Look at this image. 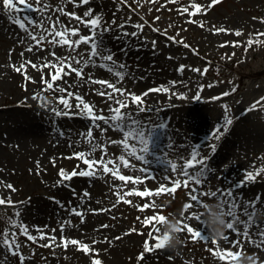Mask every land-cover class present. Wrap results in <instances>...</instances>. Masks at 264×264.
I'll use <instances>...</instances> for the list:
<instances>
[{
  "label": "rangeland",
  "instance_id": "rangeland-1",
  "mask_svg": "<svg viewBox=\"0 0 264 264\" xmlns=\"http://www.w3.org/2000/svg\"><path fill=\"white\" fill-rule=\"evenodd\" d=\"M195 2L205 6L207 4V0H195ZM49 3L51 5L49 14L53 18L59 16L62 23L69 27H78L83 34H88L89 27L76 21L75 18L55 12L58 5H63L67 10L75 11L80 16H84L86 9L91 8L92 13L84 18L88 19L91 15L99 14L103 26L110 27L109 31L103 32V45L113 53L114 60L125 65L123 79L117 78L112 72L99 65L86 66L85 72L90 75L95 73V77L113 80L118 86L135 93L139 92L142 80H149L147 82L151 88L164 85L169 91H160L159 98L169 103L167 106L163 105L165 108L159 112L145 106L143 111L135 112L136 104L129 103L127 110L134 114L135 119L145 121L149 125H166L160 128L158 162L145 165L150 168L149 173H141L139 169L121 166L120 170L124 174H141L149 177L141 180L139 184L133 181L122 182L111 172L97 171L88 181L97 189L98 204L94 207L89 202V206L86 207L88 196L83 190L70 188L72 183L66 188L48 181L54 176L56 179H61L59 170L66 167L64 163L52 166L53 173L50 176L39 171L36 160L41 157L63 156L72 160L71 167L76 166L73 169L78 172L84 170V163L71 154L90 148L89 143L80 133L90 127L91 123L84 125L72 123L73 125L66 128L65 138H55L53 129H57V126L45 124L43 120L42 111L46 107L42 106V98L32 102L22 101L31 88V80L24 79V73L13 68L14 64L19 65L26 60L41 63V57L52 59L50 51L53 48L62 55H66L70 49L67 46L54 47L49 44L46 48L34 45L33 50L29 51L28 44L32 42L31 37L10 18L12 13L4 8L3 0H0V194L5 198L10 194L13 201L19 202L10 206L0 205V223L4 225V219L8 214L13 213L14 216L18 212L17 218L20 222L27 224L28 231L37 236L36 240H31L23 234L17 236L21 245L20 250L25 256L23 264H91L93 255H98L103 264H230V261L222 260L214 254L213 246L199 239L193 241L187 238L186 232H176L173 226L176 216L179 217L182 204L189 199L188 189L184 186L178 187L174 195L162 192L159 196L155 193L141 196L138 193H127V190L133 186L141 191L145 187L157 188L159 183L165 182L163 177L166 174L168 161L174 160L180 165L183 161L179 157L187 158L192 146L215 143L217 145L215 153H211L207 146L200 149L203 155L209 156V160L206 161L209 165L208 176L202 188L215 191L220 186L225 188L231 186L237 200L240 201L241 208L247 206L246 201L259 196L260 199L255 204L253 217L255 222L248 230L252 240L259 239L257 233L264 229V171L257 173L255 179L244 185H240L239 181L244 178L247 171L264 164V100H259L260 97H264V72L262 73L264 36H253L257 32L264 33V20L259 19L264 17V0H218L207 12L192 14L193 19L203 21V27L199 23H192L188 19L189 13L183 12L179 7L185 5L191 9L189 0H169L167 4L164 0H155L152 4L145 0L141 7H138V0H128L131 8L128 4H124V0H92L91 2L87 0L86 4L79 5H73L71 0H49ZM18 15L21 18L28 16L39 18V15L31 10H24ZM155 17L159 19H154ZM136 23L143 24V29L137 31ZM117 25H122L128 33L136 31L137 35H124ZM153 25L160 31L154 30ZM213 28H227L232 31H214ZM236 29L242 30L239 35L235 33ZM172 36L177 37V40L183 38L191 48L171 40ZM249 36L260 42L248 45ZM109 37L110 39L106 40ZM107 41L111 45L115 41L121 51L116 52L114 47L107 45ZM235 41L241 43H233ZM87 47L88 45L82 43L76 51L87 57L85 52ZM193 48L196 49L195 52ZM181 64L185 65L183 70L179 69ZM193 69H206V71ZM8 72H13L15 76L9 86H6L2 82ZM239 78L243 82L242 85H239ZM62 81L70 91L81 93L85 100L91 102L97 109H103L107 114L112 101L99 95L95 90H103V86L90 83L86 77L78 78L75 73L70 76L65 75ZM172 81L177 83L172 84ZM200 85L204 87L200 88ZM177 92H184L185 97L177 96L175 94ZM222 93L227 95H221ZM59 95L67 96L68 93L50 92L46 95L45 103L50 101L53 104H61L54 99V96ZM253 101H259V106L249 110ZM225 104L229 106L227 114L232 117V122L219 140H214L212 130L218 123H224ZM27 115L34 118V125L31 128L24 127L27 125L25 123V120H28ZM38 120L44 124L38 123ZM98 123L106 129L103 134L99 128L93 129V135L100 142L122 138L120 130L105 125L102 121ZM33 138L37 139L36 146ZM18 139H27L32 143L20 144ZM108 149L109 154L116 157L124 151L120 144H108ZM162 153L164 155H161ZM101 154L100 149L92 153L98 159ZM129 159L132 163L141 164L135 158ZM148 159L152 161L153 158L149 156ZM153 173L155 179L151 178ZM167 175L172 173L167 171ZM76 180L82 184L84 178L78 177ZM9 182L15 186V191L6 187ZM121 183L125 184V187L120 188L119 191L121 194L127 193L125 200H118L116 196L117 188L114 186ZM165 183L170 186V182ZM203 198L210 199L208 196ZM127 200L132 202L128 203ZM153 201L155 206L152 205ZM145 203H149L148 208L139 207ZM159 205L164 207L160 208ZM73 206L84 209L83 219L71 213L70 209ZM92 209H101V211L94 212ZM158 212L170 213L164 225L168 224L182 243H177L173 247L168 242L161 248L146 251L144 242L148 239L149 233L154 231L155 222L145 225L143 219ZM237 215L241 221L246 219L241 212ZM170 220L173 223H169ZM211 222L210 218L209 225ZM192 223L196 222L193 220ZM61 224H64L63 230ZM6 227L11 226L9 223L5 225L1 233ZM236 227L242 229L243 225L236 224ZM98 228L103 231V235L105 232L102 236L104 239L108 236L113 238L114 242L94 235L93 232ZM53 230L56 237L53 241L55 247L48 243L52 239L50 235L43 237L38 235V232L50 234ZM16 231H19L18 228ZM224 231L230 232V240L236 238L242 241V249H235L242 251V255L236 258L238 260L236 264H253V262L259 264L260 261H264V247L253 244L242 235L237 236V233L231 230L224 229ZM168 233L170 235V232ZM120 235L127 236L128 242L126 241L127 243L118 250V253H112L120 245ZM61 236L79 238L88 242L91 248L99 249L101 252L85 253L72 244L65 248L59 239ZM92 240H96L97 243L92 244ZM103 241L106 244L100 246ZM150 243H154V240H150ZM219 245L221 248L234 247L223 238L219 240ZM140 253H144L142 258ZM0 264H21L19 256L12 255L3 245L2 240H0Z\"/></svg>",
  "mask_w": 264,
  "mask_h": 264
},
{
  "label": "snow or ice",
  "instance_id": "snow-or-ice-1",
  "mask_svg": "<svg viewBox=\"0 0 264 264\" xmlns=\"http://www.w3.org/2000/svg\"><path fill=\"white\" fill-rule=\"evenodd\" d=\"M73 5L86 4L87 0H71ZM145 0H138V7H141ZM146 2L152 4L155 0H146ZM169 0H164V3L167 4ZM218 0H207V4H201L195 2V0H189L191 4V9L188 6L180 5L179 7L185 13H189L188 19L191 20L192 23H199L201 27L204 26L203 21L198 19H193V13L207 12L210 7L215 5ZM4 8L8 9L11 13L12 18L15 23L21 29H24L25 32L31 37V43L28 44V50L32 51L34 45L39 48H46L49 44L54 47L59 46H67L70 51L66 55L58 54L54 48L50 51V55L52 59H46L45 57H41V63L37 64L33 60H26L19 65H13V68L16 71H22L26 77V79H34L33 77L28 75L27 68L28 66H32L33 68H49L51 69L50 79H44V84L46 89L59 91L61 93H68V95H59L54 96V99L59 101L65 109H71L76 107L79 109L78 112L74 113L75 115L84 116L89 118L91 122V126L88 127L84 132H81L80 135L86 140L90 148L83 151H75L71 155L78 157L87 168L83 171H77L75 169L71 171H67L63 168L59 170V176L61 177L60 183H64L66 181H70L74 176L77 175H86L93 176L97 173V171H101L102 173L111 172L113 176L118 177L120 181L127 182L133 181L135 184H139L141 180L148 179L149 177L146 175L136 174V175H127L124 174L120 169L121 166L124 168H132L139 169L141 173H149L150 168L145 165H149L150 163H157L158 157L157 152L160 147V128L166 127V125H149L145 121L137 120L134 118V114L131 111H128L129 103L136 104V111H143V99L142 97L146 95L147 91L151 89L145 90L140 94L135 92H129L125 88L118 86L117 82L113 80L95 77L93 75L85 72L86 66H97L104 68L105 70L112 72L117 78L123 79L124 77V68L125 65L120 62L114 60L113 53L104 47L102 40V33L109 31L110 27L103 26V21L99 14L91 15L90 18L85 19L84 17H88L92 13L91 8H87L84 16L78 15L75 11H69L63 5H58L55 8V12L62 13L67 15L69 18H75L76 21L81 22L84 25L89 27L88 34H83L80 32L78 27L72 26L69 27L60 21L59 16L53 18L52 15L49 14L51 5L49 0H3ZM124 4H128V0H124ZM128 7L131 8V5L128 4ZM24 10H31L33 13H37L39 18H34L32 16H28L26 18H21L19 13ZM152 9H149L151 11ZM136 11V9H133ZM154 19H159V17H155ZM259 19L264 20V17H260ZM26 20L28 21L26 23ZM115 21L113 20L112 23ZM147 22V21H146ZM122 30L124 35H132L136 36L137 32L128 33L126 29L123 28L122 25H117ZM137 31L143 29L144 25L140 23H136L135 25ZM154 30L160 31V29L156 28L153 25ZM214 31H232L231 29H221V28H213ZM242 30L236 29L235 33L237 35L240 34ZM167 35V32H165ZM255 37L264 36V33L257 32L253 34ZM253 36H249L247 40V44L251 45L252 43H259V40H254ZM147 39V38H146ZM171 40L176 41L177 43H182L186 47H190L191 45L187 44V42L180 38L177 40V37H170ZM84 43L88 45L85 49L87 52V57H84L81 53L77 52L76 49L80 47V45ZM153 46H155V41L152 42ZM233 43L239 44L240 41H235ZM194 52L196 49H192ZM23 55V53H21ZM185 65H179V69L183 70ZM191 67V66H189ZM194 71H206V69H193ZM75 73L78 78H87L90 83H96L103 86V90L95 89L99 95L104 96L112 101V105L107 109V114L103 109H97L91 102L85 100L84 96L79 92H72L69 90V87H65L62 84L55 83L58 80H63L65 75H71ZM79 82V81H78ZM172 84L177 83V81H172ZM203 88V85L199 86ZM156 90L168 92L169 89L164 85L157 86ZM233 91L235 89H232ZM177 96L183 98L185 97L184 92L175 93ZM37 98L40 99V94H36ZM199 95V93H197ZM221 95H227V93H222ZM71 97L76 98V103L73 104L70 102ZM46 99V98H45ZM212 99H216V97H212ZM259 100H264V97H260ZM42 106L48 107V104L41 100ZM259 106V101H253L249 110L255 109ZM228 105L225 104V118L224 123H218L213 131V139L219 140L220 136L228 130V125L232 122V117L227 114ZM51 111L58 116L63 115H73L70 111H61L57 107L51 108ZM102 121L105 125H110L114 129H118L122 133V138L119 140L109 139L105 142H100L93 135V129L99 128L100 132L103 134L106 129L98 123ZM131 141V142H130ZM108 144H120L123 146L124 151L118 156L110 155ZM207 146L211 153L216 152L217 145L212 143L210 145H201V146H192L190 153L187 158L179 157L180 160L183 161L182 164L178 165L176 161H168L166 174L163 177V181L170 182V186H167L165 182L159 183V186L155 189H150L145 187L142 191L137 187L133 186L127 190V193H138L141 196H150L152 193L159 196L162 192H166L169 195H174L177 188L181 185L184 186L187 191V195L189 199L182 204L179 217H177L174 213L171 215L176 216V220L174 223V227L176 232H186L188 234L187 238L192 239L193 241L202 240L203 242L213 246V252L222 260L230 261V264H236L238 261L236 258L242 255V241L236 238L229 239L230 232L223 231L222 234L217 236L214 234L213 230L209 227V220L214 216L223 217V228L231 230V232L237 233V236H244L248 238L253 244L264 247V229H261L257 235L259 239L252 240V237L249 234V227L253 224L254 221V213H255V204L260 199L257 196L255 199L246 201V207H240V201L237 200L236 195L231 186L225 188L223 186L218 187L215 191L212 189H204L202 185L206 183L209 165L206 161L209 160V156H205L201 153L200 149L202 147ZM96 149L101 150L100 158H96L92 155ZM161 155H164L163 153ZM152 156V161H149L148 157ZM135 158L141 162L140 165L132 163V160L129 158ZM55 158H53L54 160ZM111 165V167H110ZM199 166V167H196ZM167 171H170L172 175H167ZM261 171H264V164L257 166L253 170H249L246 172L244 178L239 181L240 185H244L246 182L255 179V175ZM152 179H155V174L153 173L151 176ZM6 187L11 191H15V186L10 182L6 184ZM117 188L116 196L118 200H125V194H121L119 191L120 188L125 187V184L121 183L120 185H115ZM85 195L87 196V190H84ZM208 196L210 199L205 200L203 197ZM215 197V199H211ZM53 199H56L53 197ZM126 202L131 203L132 201L127 200ZM19 202L13 201L11 199V195L5 198L2 194H0V205H14ZM62 203V202H61ZM152 205L155 206L154 201ZM141 208H148L149 203H145L140 205ZM160 208H163L164 205H159ZM71 213L81 216L83 219L84 209L77 208L73 206L70 209ZM92 211H101V209H92ZM238 212H241L246 217L245 220L241 221ZM170 213L165 214L163 212H158L153 215L147 216L143 219V223L145 225L152 224L154 231L149 233L148 239L144 242V247L146 251H152L153 248H161L166 243L169 242L170 235L167 231L164 230V224L168 220ZM19 213L17 212L13 217L9 218V223L11 225L10 228L6 227L3 230V233H0V240H2L3 245L8 248L9 252L12 255H18L23 264L25 256L23 252L20 250L21 245L17 239L19 234H23L31 240H36L37 236L31 234L28 231V225L20 222L17 218ZM225 217H229L225 219ZM196 223L193 224L192 221ZM236 224H242L243 227L237 228ZM42 227V226H37ZM61 230L64 228V224L60 225ZM18 228V232L16 229ZM129 231H136V229H129ZM38 235L43 237L46 235H50L52 239L49 240L48 243L52 244L55 247V243L53 242L55 237V230H53L50 234L44 232H38ZM223 238L228 244L233 245V248H221L219 245V240ZM59 239L62 241V244L65 248L68 247L69 244L76 245L80 249H82L85 253H98L100 250L91 248L88 242H84L79 238L65 237L61 236ZM106 239V238H105ZM150 240H154V243H150ZM92 244L97 243L96 240L91 241ZM47 246V245H45ZM144 253H140V257L142 258ZM91 264H103L101 258L98 255H93L91 257ZM255 264V262H253ZM259 264H264V261H260Z\"/></svg>",
  "mask_w": 264,
  "mask_h": 264
},
{
  "label": "bare ground",
  "instance_id": "bare-ground-1",
  "mask_svg": "<svg viewBox=\"0 0 264 264\" xmlns=\"http://www.w3.org/2000/svg\"><path fill=\"white\" fill-rule=\"evenodd\" d=\"M89 2H91L92 0H88ZM104 37V34L102 33V38ZM109 38H107L106 40H109ZM107 45H111L108 41H107ZM112 47H114L115 51L116 52H120V46L116 44V42L114 41L113 44L111 45ZM131 49V48H130ZM128 50V49H127ZM36 62V61H34ZM37 64H40V62H36ZM51 69L49 68H33L32 66H28L27 68V72H28V75L33 77L34 79H30L31 80V88L27 91V94H26V98L25 99H22V101H26V102H32L37 98V93L40 94V98H42L44 100V102L47 100V97L46 95H48L50 92H53V94H56L58 93L59 91H54V90H48L46 89L45 87V84H44V79H50V73H51ZM15 74L12 72H8L5 80L2 82V84L6 85V86H9V83L12 82V79L14 78ZM93 76H96L95 73H93ZM23 78L25 79V75L23 76ZM149 80H142L140 81L139 85H140V90H138L139 92L137 94H140L142 92H145V90H148V89H151L150 91H147L146 92V95L142 97L143 99V106L145 107H150L152 108L153 110L159 112L161 109L165 108V106L163 105H168L169 102H165V99H160V91L156 90V88H151L150 87V84L147 82ZM55 83L57 84H62L63 86H65L66 84L64 83V81H56ZM12 86V85H10ZM46 98V99H45ZM157 98V99H156ZM71 99H75L74 101H71V103L75 104L76 103V98L75 97H71ZM48 104V107H46L44 109V111H42L43 113V120H44V123H48L52 126L55 127V125L57 126V129H53V132H54V136L55 138L58 137V138H65L67 136V133H66V128L69 126V125H73L72 123H77L78 125H84L85 123H91L89 118L87 117H84V116H79V115H75L74 113L78 112L79 109H77L76 107H73L71 109H66L64 110V106L61 105V104H53L51 103L50 101L47 103ZM53 107H57L59 108L61 111H70L73 113V115L71 116H67V115H63V116H58L56 115L55 113H53L51 111V108ZM135 112H136V107L134 108ZM141 112V111H140ZM27 119L28 120H25L26 122V126L24 124V127L26 128H31L32 125H34L33 123V120L34 118L32 117H29L27 115ZM42 120V119H41ZM41 120H38V123H42ZM22 123H24L22 121ZM42 123V124H44ZM40 124V125H42ZM60 135H62V137H60ZM35 141H34V145L36 146L37 145V139L33 138ZM18 142L20 144H25L27 145L28 143H32V141H28L27 139H18ZM25 145H23V148H25ZM73 159V158H72ZM77 160V159H76ZM70 161V163H69ZM71 162L72 160H69V159H65L63 158V156L61 157H58V158H55L53 160V158H45V157H41V158H37L36 160V164H37V167L39 169V171H42L43 174H48V175H52L53 171H52V166H55L56 164L58 163H64L66 165V167L64 168L65 170H70V169H73V168H76L75 167H71ZM59 166H62V165H59ZM80 168V166H79ZM82 168V166H81ZM84 168H87V165L84 164ZM78 178H73L71 180V183H72V186H74L78 191L79 190H87V193H88V200L86 202V207L89 206L88 204L91 203V206L93 205L94 207L98 204V201H97V196H96V193H97V189L94 185H92V183L90 181H88L89 179L88 178H84L82 184H80L78 180H76ZM61 179H56V177H50V179H48V181L50 183H55V184H59V185H62V184H66V182L64 183H60ZM78 181V182H77ZM90 197V199H89ZM90 202V203H89ZM93 207V208H94ZM94 235H98L100 236L102 239H104V236L105 235V232H104V235H103V231L98 228L97 230H95L93 232ZM109 241H112L114 242V239L113 238H108V236H105ZM129 238H127V236L125 235H120L119 236V240H120V245H118L116 247V250H114L112 253H118V250H121L122 247H124L125 243H127ZM105 240V239H104ZM127 241V242H126ZM102 244H106L103 242H101L100 246ZM113 245V243H111ZM101 249V247H100ZM101 252V250H100Z\"/></svg>",
  "mask_w": 264,
  "mask_h": 264
},
{
  "label": "clouds",
  "instance_id": "clouds-1",
  "mask_svg": "<svg viewBox=\"0 0 264 264\" xmlns=\"http://www.w3.org/2000/svg\"><path fill=\"white\" fill-rule=\"evenodd\" d=\"M211 219H212V222L210 223L209 227L213 230V232L217 236H219L224 231L223 224H222L223 217L214 216ZM169 223H173V221L170 220ZM164 230L170 232V239H169L170 245L174 247L177 243H182L177 233L171 231L168 224L164 225Z\"/></svg>",
  "mask_w": 264,
  "mask_h": 264
}]
</instances>
